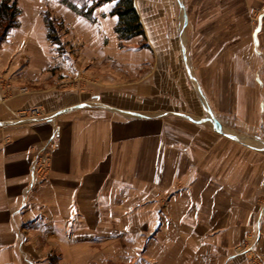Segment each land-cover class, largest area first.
Listing matches in <instances>:
<instances>
[{
    "label": "crops",
    "instance_id": "obj_1",
    "mask_svg": "<svg viewBox=\"0 0 264 264\" xmlns=\"http://www.w3.org/2000/svg\"><path fill=\"white\" fill-rule=\"evenodd\" d=\"M16 1L0 42V264H251L235 249L260 210L264 231L262 0H135L145 34L129 40L115 1L92 20Z\"/></svg>",
    "mask_w": 264,
    "mask_h": 264
},
{
    "label": "trees",
    "instance_id": "obj_2",
    "mask_svg": "<svg viewBox=\"0 0 264 264\" xmlns=\"http://www.w3.org/2000/svg\"><path fill=\"white\" fill-rule=\"evenodd\" d=\"M113 1L116 4L112 13L119 18L115 27L119 39L129 40L137 35H144L145 30L135 0H60L62 4L91 20L98 7ZM20 13L21 10L16 0H2L0 5V42L6 39L11 28L18 26ZM45 18L49 28V38L61 47L63 42L56 19L52 17L50 11L46 13Z\"/></svg>",
    "mask_w": 264,
    "mask_h": 264
},
{
    "label": "rangeland",
    "instance_id": "obj_3",
    "mask_svg": "<svg viewBox=\"0 0 264 264\" xmlns=\"http://www.w3.org/2000/svg\"><path fill=\"white\" fill-rule=\"evenodd\" d=\"M264 7V0H262V8ZM261 8V9H262ZM261 9H258L257 10V12H256V14H254V21L256 20V19H258L257 18V14H258V12H260V10ZM56 23H57V27H59V31H60V33L62 32V30L63 29H65V27H64V22H63V20H61V19H56ZM63 47V46H62ZM62 47H60V46H58L57 47V51H59V54H61L63 57H65V60L66 59H69L68 57H66V55H64V54H62L63 52L65 53V50H62L63 48ZM63 51V52H62ZM194 83V82H193ZM3 85H4V87H8L9 85H10V89H13V86H12V84L11 83H7V82H4L3 81ZM17 85L19 86L20 84L19 83H17ZM71 86H73V83H69V86L68 87H71ZM20 88H21V90L22 91H26V90H29V85H20ZM80 88H83V87H81L80 86ZM12 91V90H11ZM10 91V92H11ZM5 97H7V96H5ZM34 107H38V106H34ZM34 107H32V108H34ZM32 108H29L27 111H26V114L28 115V116H30L31 118H37L36 117V115L35 116H32L31 114H30V110L32 109ZM39 108V107H38ZM42 111V110H41ZM43 112V111H42ZM45 115V114H44ZM51 139H53L54 141L56 140L55 138H51ZM56 142V141H55ZM56 148H57V142H56ZM56 148L54 149V151H53V154H54V152H55V150H56ZM38 149V148H37ZM37 149H35L34 148V152L36 153V150ZM53 154H52V159H51V167H52V160H53ZM50 173H51V170H50ZM50 176V175H49ZM49 178V177H48ZM47 180V179H46ZM33 181L34 182H37L36 180H34V178H33ZM41 182H43V181H41ZM262 213H263V211L262 210H260L259 212H258V214L260 215L259 217H258V219L259 218H261V223L259 224V225H257V226H255V228H256V233H253L254 235L251 237V238H249L248 240H246L245 242H242V243H240L239 245H237V247H236V249H235V252L237 253H239L240 251H241V254L243 253L242 251L244 250V248L247 246V244H248V242H249V244L252 242V246H254L253 247V252L251 251V253H249L248 255H247V257L249 258V261H250V263L251 264H264V256L262 255V252H261V250H260V245H261V243H262V241H263V236H264V231H263V226H262V217H261V215H262ZM257 227H258V229H257ZM255 239V240H254ZM253 241H255V242H253ZM251 247V246H250ZM51 262H52V264H58L57 263V259H53V258H51Z\"/></svg>",
    "mask_w": 264,
    "mask_h": 264
},
{
    "label": "built area",
    "instance_id": "obj_4",
    "mask_svg": "<svg viewBox=\"0 0 264 264\" xmlns=\"http://www.w3.org/2000/svg\"><path fill=\"white\" fill-rule=\"evenodd\" d=\"M263 13H264V7L260 10V12H258L257 18L259 19ZM30 114L32 116L36 115L37 118L45 117L41 109L38 107L32 108L30 110ZM55 141L53 139H50L49 141L44 143L42 147L36 150L34 161H33V178L37 182L45 181L46 179H48L50 175L52 154H53L54 149L56 148ZM260 223H261V218H259L258 221L256 222V226L259 225ZM254 233H256V228H255ZM253 247L254 246H252V242L250 244L248 242L247 246L244 248L242 252L248 255L249 253H251V251L252 252L254 251ZM239 253H241V251Z\"/></svg>",
    "mask_w": 264,
    "mask_h": 264
}]
</instances>
